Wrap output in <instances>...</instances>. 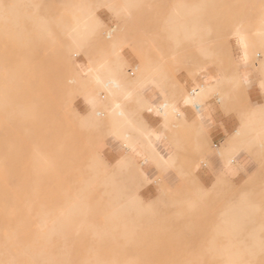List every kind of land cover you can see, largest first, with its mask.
Instances as JSON below:
<instances>
[{
	"label": "rangeland",
	"instance_id": "obj_1",
	"mask_svg": "<svg viewBox=\"0 0 264 264\" xmlns=\"http://www.w3.org/2000/svg\"><path fill=\"white\" fill-rule=\"evenodd\" d=\"M79 1L0 0V94L6 100L0 107V264H222L223 247L264 264V137L246 146L250 162L240 180L233 181L238 173L224 175L225 166L203 178L195 173L207 164L203 153L192 160L195 148L172 138L177 124L162 119L176 143L174 158L170 169L153 166L147 173L137 155L108 136L107 114L120 99L119 108L150 127L137 99L154 88L177 107L181 99L196 109L184 101L192 82L178 92L180 74L213 79L210 94L221 85L234 90L225 98L227 112L245 105L234 86L245 80L216 79L244 75L247 67L264 90V46L255 36L264 0H133L123 11V0H83L96 27L75 43L66 27ZM177 1L195 8L177 15ZM176 16L181 26L170 25ZM37 21L50 28L49 38L38 34ZM238 26L249 40L246 63L233 35ZM102 57L129 96L101 86L94 67ZM212 68L216 75L208 74ZM80 99L85 110L95 108L90 122ZM239 127L225 145L206 146L204 155L217 151L225 165L226 150L242 137ZM36 154L47 159L46 168ZM75 196L81 204L64 223L49 233L37 230L40 216L51 217ZM126 197H137V207L109 216V207Z\"/></svg>",
	"mask_w": 264,
	"mask_h": 264
},
{
	"label": "bare ground",
	"instance_id": "obj_2",
	"mask_svg": "<svg viewBox=\"0 0 264 264\" xmlns=\"http://www.w3.org/2000/svg\"><path fill=\"white\" fill-rule=\"evenodd\" d=\"M131 4H133V0H123V3L119 5V9L123 11L130 7ZM193 6L190 7L189 4L183 1H177L174 5L173 11L175 14L180 15L181 13L188 12V10L195 8V6ZM72 9L73 11H78L79 13L73 16L72 20H70L71 22L67 23L66 28L69 32L72 42L80 43L85 41L89 34L93 32L94 28L96 27V22L89 11L87 4L83 0L73 5ZM182 22L183 19L179 16H176L171 19L170 25L177 27L181 26ZM259 25L260 26L255 30V36L261 45L264 46V13L263 17L260 19ZM36 29L39 35L49 38L51 30L47 25L43 24V22L37 21ZM233 35L240 48V62L246 63L249 56L247 50L249 42L248 36L244 28L241 26L236 27ZM94 71L97 74L101 86L111 89V93L114 96L127 97L131 94L127 87L118 84L114 72L108 67L107 60L104 57H102L101 60L95 65ZM226 79H230L233 83L239 84V81H244L245 77L244 75H233L230 77L223 76L221 78H217L216 82ZM212 86L213 84L209 83L203 88H198L196 86L192 87L191 91L186 94L184 101L186 103L196 105L197 109L209 96V90L212 89ZM160 96L162 97V100L160 101L159 105L152 101L148 102L145 97H138L137 103L141 108H153L159 112L162 116V119L166 121L174 120L175 111H179V107L174 104L175 102H170L162 95ZM4 103H6L4 95L0 94V107ZM119 104H121V100L115 99L110 102L111 107L107 109L110 123L108 136L124 146L127 152L137 155L139 165L142 166L143 169L147 170V168L153 166H156L157 168L162 167L163 169H170L176 150L175 141L169 139L168 136H166L163 127L157 130L151 127L143 126L135 118H133V116L127 110L124 108H119ZM94 111L95 108L93 107L86 109L84 114H82L83 118L90 122L91 119H93ZM244 124L246 125L239 127L237 132L238 136H242L241 139L233 141L230 145V148H228L225 152V165H223L225 166L223 171L224 175L232 176L235 175V173H238L236 170V166H238L236 155L241 151L245 152L246 154V146L248 144L260 142V140L264 137V112L259 115L258 113H251L250 116L246 117ZM36 160L39 162L41 167L46 168L48 166V161L42 154H36ZM193 195L195 196V194ZM81 199V196H75L74 198L67 200L66 203L62 207L58 208L51 217H47L46 214L40 216L36 222L37 230L41 233L52 232L56 226L64 223V221H66L70 215L79 208V205L82 201ZM138 204L139 200L137 197H126L125 200L117 199L115 204L109 207L110 211L108 215H117V213L121 211L137 207ZM239 217L240 214L237 213L231 218ZM227 232L228 231L226 230L225 233ZM221 250L223 251L222 264H252L249 262V260H240L241 256L236 253L237 249L223 247Z\"/></svg>",
	"mask_w": 264,
	"mask_h": 264
},
{
	"label": "crops",
	"instance_id": "obj_3",
	"mask_svg": "<svg viewBox=\"0 0 264 264\" xmlns=\"http://www.w3.org/2000/svg\"><path fill=\"white\" fill-rule=\"evenodd\" d=\"M128 63L130 66H133V60L131 58L128 59ZM246 69L243 73L245 83L242 85H234L236 91L241 92V97L245 105H233L231 106V110L227 112L225 98L226 96L233 95L234 90L227 89L224 85H221L218 86L197 109H193L189 104H180L181 99H179L177 101L179 103V111H175L174 120L168 123L177 124L173 128L172 138L178 141L185 139L188 141V145L191 144L193 148H195V151L192 152L194 157L192 160H195L199 153H203L202 155L207 164H202L195 171V173H202L203 178H214V173L223 169L222 161L217 151L212 155H204V148L209 146V144H212L216 148L225 145L226 140L229 139L234 134L235 129L243 123L247 113L254 111L259 115L264 112V90L258 85L259 74L255 70L251 69V71L248 72L247 67ZM207 72L208 74L216 75L215 68L207 69ZM204 75L203 73H199L195 78L187 74L178 75L177 80L181 87L179 89L177 88L178 92L181 94L186 93V91H188V85L191 82L198 88H203L206 84L213 82V79H211L212 81H205ZM219 96H222L223 99H217ZM144 97L148 102L152 101L157 105H159L162 100L158 90L155 88L152 90V93H145ZM79 105L81 111L84 113V103L81 99ZM139 113L143 122L154 129L158 130L161 128L162 124H167L163 123L162 116L153 108H144ZM247 156L248 155L242 151L236 155V160L238 162V166H236L238 169L236 168V170L238 174L233 181L240 180L245 175L244 170L247 169L250 162L249 156ZM199 169H202V171L200 172ZM152 171L155 170L150 167L147 173Z\"/></svg>",
	"mask_w": 264,
	"mask_h": 264
}]
</instances>
